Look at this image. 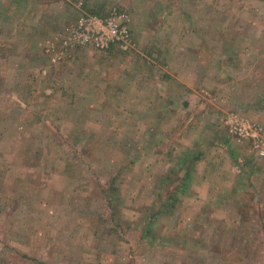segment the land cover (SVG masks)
I'll list each match as a JSON object with an SVG mask.
<instances>
[{
    "label": "rangeland",
    "instance_id": "1",
    "mask_svg": "<svg viewBox=\"0 0 264 264\" xmlns=\"http://www.w3.org/2000/svg\"><path fill=\"white\" fill-rule=\"evenodd\" d=\"M111 9L133 48L63 47ZM204 107L227 144L183 158ZM228 112L264 133V0H0V264H264V157Z\"/></svg>",
    "mask_w": 264,
    "mask_h": 264
},
{
    "label": "built area",
    "instance_id": "2",
    "mask_svg": "<svg viewBox=\"0 0 264 264\" xmlns=\"http://www.w3.org/2000/svg\"><path fill=\"white\" fill-rule=\"evenodd\" d=\"M115 14L112 12L105 20L83 15L75 26L65 29L63 47L89 45L105 50L115 44L126 49L130 45L131 37L127 27L121 21V17ZM225 125L230 135L236 137L240 142L254 143V147L259 149L260 156H264V150L260 148L264 141V133L260 126L235 113L227 115Z\"/></svg>",
    "mask_w": 264,
    "mask_h": 264
},
{
    "label": "crops",
    "instance_id": "3",
    "mask_svg": "<svg viewBox=\"0 0 264 264\" xmlns=\"http://www.w3.org/2000/svg\"><path fill=\"white\" fill-rule=\"evenodd\" d=\"M114 10V12L116 13V15L118 17H122L124 16L125 17V26L127 27L128 31H129V34H130V37H131V41H130V46H132L131 48H133L134 46V43H132V37H133V31H132V18L131 16L126 12V11H121L119 9L115 10V9H111L110 11ZM129 19V20H128ZM127 20L129 22H127ZM132 31V32H131ZM128 47V48H129ZM78 50V49H76ZM194 102V101H193ZM210 112L207 111L206 107H204L201 111H192V112H188L186 116L189 117L188 121H187V124L186 126H184V128L182 129V131H180L179 135H180V139L182 140L183 138H187V137H190L191 138V145L189 146L190 150H185L183 151V158L186 156V154L189 152V153H193L191 151H195V150H192L191 147H194L198 144H203L200 142V140H205V142H207L206 144H210L211 146L213 144H227L225 141V138L224 140H220V137L217 133L215 132H211L210 129L212 128L211 125H209V122H210V118H211V115L212 114H209ZM229 113V112H228ZM228 113L225 114V116L227 117ZM235 114H237L238 116H243L245 117L243 114L239 113V112H234ZM176 116H180L179 114L176 113ZM225 117V118H226ZM246 118V117H245ZM192 121V125L189 124L191 123ZM221 123L223 124V128H225V130L227 129L226 128V125H225V119L224 117H222L221 119ZM252 123H255L257 124L258 126H260V124L256 123V122H253ZM261 127V126H260ZM227 131V130H226ZM228 132V131H227ZM227 139H229V142L237 145V146H244V145H247L249 144V147L251 148V150L254 152V156L256 157L255 158V161L257 160H262V158L264 156H260L259 154V149L255 148L254 147V143L252 142H240L236 139V137H233L232 135H230L229 133H227ZM181 140H178L179 143H182ZM184 144H186L184 141H183ZM252 144V145H250ZM262 144H264V141L262 142ZM261 150H264V145L260 147ZM177 154V153H176ZM179 160H182L181 158H176V168H179L180 166V161ZM199 162V161H198ZM196 164H197V160L192 162L190 161L189 162V169L187 172H184V176H186V178H189V180H192L193 178V175L194 174H197L196 173ZM181 174V173H180ZM183 174V173H182ZM181 176H176V181L178 180V178H180ZM185 185V188H187L188 190V196L187 197H191L193 194H196L197 191L190 187L189 188V185L190 183H184ZM188 186V187H187ZM183 186L181 184H179V186H176L177 189H183L182 188ZM184 188V189H185ZM192 188V189H191ZM176 189V190H177ZM180 191V190H179ZM233 192V191H232ZM180 195L182 194H186V192H181L179 193ZM186 197V198H187ZM184 201V200H183ZM195 201V200H194ZM196 201H198V199H196ZM230 203L234 206L236 205L237 203H234V201H230ZM180 204V198H178V202H177V205ZM257 222L258 223H263V220L261 219V217H258L257 219Z\"/></svg>",
    "mask_w": 264,
    "mask_h": 264
}]
</instances>
